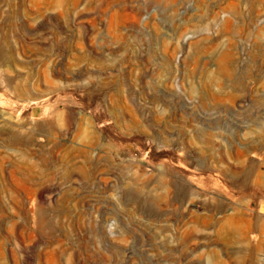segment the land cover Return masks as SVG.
Wrapping results in <instances>:
<instances>
[{"label": "rangeland", "instance_id": "obj_1", "mask_svg": "<svg viewBox=\"0 0 264 264\" xmlns=\"http://www.w3.org/2000/svg\"><path fill=\"white\" fill-rule=\"evenodd\" d=\"M131 1L0 0V264H264V0Z\"/></svg>", "mask_w": 264, "mask_h": 264}, {"label": "built area", "instance_id": "obj_2", "mask_svg": "<svg viewBox=\"0 0 264 264\" xmlns=\"http://www.w3.org/2000/svg\"><path fill=\"white\" fill-rule=\"evenodd\" d=\"M207 10V5L198 7L195 0H132L131 8L137 19V31L154 25L163 36L177 40L174 52L175 65L179 66L180 58L187 44L204 34L205 26L201 24L199 8ZM177 68V67H176Z\"/></svg>", "mask_w": 264, "mask_h": 264}]
</instances>
